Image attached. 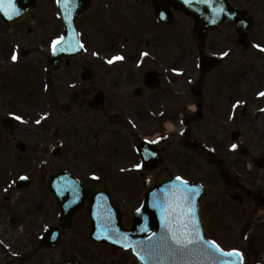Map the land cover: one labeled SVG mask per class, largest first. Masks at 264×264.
Here are the masks:
<instances>
[{"label":"flooded vegetation","instance_id":"1","mask_svg":"<svg viewBox=\"0 0 264 264\" xmlns=\"http://www.w3.org/2000/svg\"><path fill=\"white\" fill-rule=\"evenodd\" d=\"M94 1L89 8L92 7ZM238 1L247 2L249 0ZM100 2L94 7L95 13H100L102 10L112 12L117 7L118 2H121L122 6L131 15L138 17L134 21L137 22L140 19L144 27L148 29L143 34V30H128V24H126L125 28L116 37L112 38V42H106L96 48L98 53L102 52L107 56L99 58V60L106 61L109 67H106L102 61L98 60L99 63H96L95 60L86 59L83 66L88 65L94 70L92 79L89 82L82 80L76 68L73 70L66 66L63 69L65 64L71 65V63H74V59H78L76 57L71 61L64 62L58 68L51 69L54 75L30 73L25 76L20 74L19 76L22 75L23 78H26L24 80H16V67L10 66L6 59H4L5 64L3 66L0 64V113L19 111L20 109H16V106L24 108L22 101L24 102L26 97L32 96L34 92H39L42 95L41 99L44 103L41 108L44 116L40 130L28 127L17 132L16 128L19 125H16V127L14 124L11 132L13 146L18 145L19 148H23L26 153H29L28 157L30 159H21V161L27 163V161H36L37 157L40 158L39 170L30 165L31 169H25L21 172L31 179V185L29 186L32 187L31 189L35 187L44 194V198L42 196L38 197L39 207L36 209L33 221L29 218H23L28 213L22 207L19 209L18 214L25 222L23 231L26 232L27 240L33 237V233L38 236L40 231V222L36 217L37 215H40V219L43 216L47 222L54 220L52 209L48 206L50 197L47 191V178L50 173L63 169L53 167L57 162L59 167H66L65 160L62 159L63 154L58 147L60 142H63L65 146H74L72 154L65 151L66 157L72 156L70 166L74 168L68 169L71 174L79 178H81L80 175L89 177L91 172L92 174L100 173L105 177L110 176L108 171L97 170L94 166L92 170H85L83 168L86 164L84 162L80 163L84 161V157H88L87 154H80L79 151V112L81 109L86 112V114H83V118L88 123V133L84 136V141L88 138L87 142L91 147L93 145L92 141H94V147L106 153L108 141L111 138L112 125L114 128L120 127V124L122 127H131L134 124L135 129H141L142 135L153 134L157 129L156 125L164 127L167 121L175 123L177 120L174 109L176 103L180 104L185 99V95H178L179 100L177 102V94L182 93L181 91L176 92L175 89L177 83L181 84L182 79L186 80V76L180 78L176 75L177 65L181 64L182 61L176 58L167 37L157 34L159 38L157 42L150 40L154 36L152 32L155 23L151 11V0H144L142 5L137 4L135 0H101ZM167 9L170 10V6ZM29 28L24 25L17 31L12 32V36L6 37L7 47L10 49L11 55L14 48L22 51L21 61L26 56L28 57V52L24 50L31 44L32 31ZM42 29L44 30V27ZM128 34L133 41H128ZM40 39L39 44L42 45L43 59L48 64L50 57L47 52V37L41 36ZM119 39H122L123 42ZM2 42L0 41V43ZM219 44H227L229 47H233V57H237L239 48L237 43L224 41V43L219 42ZM257 45L260 47H257ZM261 51L264 53V43L258 42L251 46V62L254 66L259 61L257 55ZM145 53L148 55H145ZM118 56L123 57V59L115 60V57ZM184 60L186 61V59ZM109 61L112 62L109 63ZM136 63L147 64L146 70L142 73L136 70L134 72L132 65ZM262 64L263 72L260 73L257 69L255 72L264 79V63ZM232 69L233 67L230 68V70ZM148 71L151 72V76L158 83L156 90H151L150 85L145 81V72ZM135 82H137L138 89L142 91L139 97L134 96L135 86L133 85ZM262 85H264V80L260 86ZM16 87L19 89H16ZM260 91L251 89V112L249 113L251 118L246 120L245 124H240L242 128L251 125L248 128L251 133V153H244L240 149V146L247 141L248 137L239 132V135L234 134L232 138H228L224 133L220 142L217 143L219 153L215 157L216 170L220 177L217 194L219 209L217 210H220L223 216L225 210L228 211V214L232 213L234 215V224L229 228V230H234L233 236L236 230L237 236L244 237L246 235L245 241L249 250L248 253H243L244 264H264V96L256 98ZM16 95L21 99H16ZM230 100L231 98H228L226 102L230 103ZM136 101L139 103L137 110L133 108ZM210 104L209 101L206 106L208 107ZM202 106L201 104L200 108ZM181 108L186 110V105L178 106V110H182ZM222 108H224L223 105ZM149 110L151 115L148 117ZM217 110H220L219 107H217ZM179 113L180 111L177 114ZM246 114L244 112L243 118ZM186 115H188L187 112ZM214 115L217 118L222 117L220 112ZM185 123L189 125L190 121L187 120ZM145 125H151V127L143 130ZM190 129L191 127H189V131ZM220 131L226 132V130L220 128L218 134ZM17 134L19 137L16 136ZM20 140H25L27 144ZM20 143H23L24 147ZM181 143V141H178V144L181 145ZM175 144H177V141L173 140L168 145H162L160 149H162V152H167V147ZM233 145L236 147L233 148ZM194 148L195 152L198 149L200 150V157L204 154L197 143ZM176 150L179 156H183L182 152L180 155L178 148ZM173 151L169 157L171 165L178 162L179 158ZM209 155L213 156L212 154ZM183 157L187 158V163H192L185 154ZM1 183L0 189L4 187V182L1 181ZM13 210H16V208ZM44 218L42 221H44ZM2 221H6V218L0 220V222ZM38 238L39 236L36 239ZM32 246V241H28L25 243V250H19L20 253H24V257L9 256L6 259L0 257V264H63V253H40L41 251L36 250L39 242H35L33 248L30 249ZM0 256H2L1 253ZM4 256L6 257V255Z\"/></svg>","mask_w":264,"mask_h":264},{"label":"rangeland","instance_id":"2","mask_svg":"<svg viewBox=\"0 0 264 264\" xmlns=\"http://www.w3.org/2000/svg\"><path fill=\"white\" fill-rule=\"evenodd\" d=\"M251 3V8H250V13L252 15L253 18H255L256 21V29L254 30V39L256 41H264V28H261L262 26H264V0H257V2H252L249 1ZM38 8L39 10V14L37 16L36 19V23L35 25H37V29H39V26H45L48 27V31H51V34H55V32L58 29V25H55L54 22H52V11H54V7L52 5V2L49 0H38L37 2ZM178 18V21L180 22V25L173 27V28H167L165 27L164 29H157L154 28L153 29V33L157 34L160 32H164L166 34L165 37H167V40L170 42V46H171V50L175 52L176 56H180L181 54L186 55L189 50H190V37H189V33L191 31V29L193 28V24L192 22L188 19V18H184L182 15L176 13L175 14ZM34 27V30H32V35L31 37V41L34 42L35 41V37L42 35L45 36L44 33H38ZM3 33V32H1ZM4 34V33H3ZM215 33H213L210 37L211 42H214V38L216 39V35H214ZM3 38V35L2 37ZM49 39H46V42ZM6 41V40H5ZM173 42H176L177 44H173ZM4 47H6V45H3ZM30 47V46H29ZM216 51V49L214 50ZM243 53V55L241 56V58L239 59L240 62L244 63V60H248L251 59V50H249V52H241ZM31 56L30 58L26 59L27 56L25 57V59H23L20 68H21V74L27 76L26 71L28 72V74L33 73L36 74V72H38V70L40 69V66L42 64V60H40V55L36 54L35 51L33 49H31ZM257 59H259V61L257 62L256 66H257V70L261 73L263 72L262 68H263V64L264 63V57H261L260 55H257ZM239 64V66L243 69V71H240L239 73L241 74L239 76L238 79V83L237 85L242 88H244L246 91H251V87H249L251 85V64ZM76 66V65H75ZM21 75V77H22ZM209 77H206L205 80H203L204 86L206 87V90L209 94L213 95V96H219V93L217 92V88H219V78L217 77V72L216 73H210ZM194 76V75H192ZM256 79H258V73L255 72V75L253 76V80L255 81ZM213 80H215L214 82H212ZM212 83H216L217 85H214L213 88L212 87ZM250 84V85H249ZM222 97H229L231 98V100L235 99L236 96H234L235 94L238 93L237 88L233 85V84H226L223 89L220 91ZM34 97V96H32ZM193 98V97H192ZM195 102V99L194 101ZM138 101H136L133 104V108L137 110L138 108ZM125 106V105H124ZM132 110V108H131ZM28 111V110H26ZM31 110L29 109L27 115L29 114ZM81 112V111H80ZM207 112V111H206ZM32 113V112H31ZM82 113V112H81ZM127 113H129V111H127ZM83 114V113H82ZM249 117V116H248ZM193 120L195 121V124L199 126V124H201L200 129L199 130H203L205 128L203 127H208L207 129H205L203 131V133H199L197 132L196 128L194 129V134H193V138L196 139L195 137L200 136L199 140L204 143V144H216L217 142H219V137H215L213 135H210L207 131L211 130L213 126L211 125H207L205 122H207V120L205 119L204 121H199V119L197 118H193ZM246 119L244 118L242 123L245 124ZM168 122H166V127H167ZM182 126H179L177 124H175V128L176 130H179ZM198 129V128H197ZM233 130V127H230V130ZM234 129L237 130V127H234ZM160 130H162V128H160ZM212 131V130H211ZM191 133V131H190ZM227 133V132H226ZM203 134V135H202ZM121 137V133L120 130L117 128V132L115 133V135L113 137H111L112 140V145H111V149L115 148V147H120V155H115L114 152H111L109 155V158L106 157L103 153V151L101 150L100 152H92V153H88V160H92L94 168L97 170H107L109 168V172L112 176H114L115 174L118 175L119 179L123 180L125 182V184L122 186H119V190H122L123 192H129L134 194L135 196L138 195V193L140 192V188H141V180L137 177L135 171H134V166H135V160L133 158V156L131 155V151H130V146L129 144L126 145L122 139V146L120 143H118L119 139ZM134 137V141H130V142H136L135 138L136 135H133ZM230 137V136H229ZM127 141H129V136L128 134H126V139ZM224 143V142H223ZM249 143V142H248ZM180 152V155L183 152H189V151H185L183 149V146L180 144H175L174 146L171 147H167V152H165V156L167 155L168 158L170 157L171 152L173 151L174 153L177 154V149ZM248 150L251 153V146L249 145ZM182 152V153H181ZM0 155L1 157L4 158L5 163L2 166V172L4 174H7L8 171L11 169V167L15 168V166H19L21 165L19 162H16L12 159V154L10 152V146L8 143L7 139L4 138H0ZM178 155V154H177ZM179 156V155H178ZM180 159L178 160V164L177 165V169L176 171H174L173 173H181L184 174L183 172L187 173L186 170V160L184 161V157L183 156H179ZM187 157L190 159L193 156L192 155H187ZM199 157L196 158V160H198ZM187 159V158H185ZM202 161L203 165V169L205 172H207L206 174V178L209 177L211 180L210 182L208 181V189L209 192L207 190V196L206 198L202 201V206L205 209V212L207 213V216L209 217L208 220V224H209V232H211L214 235H217V238H221L223 241L222 244L224 246H241L242 248H244L246 250V253H248L247 251V243L241 242V241H234L235 238H233V229L229 230V228L234 224V215L232 213L228 214V211L224 212V215L221 214L220 210L218 211L217 209H219L218 206V198L217 195L215 194V189H216V184L217 182V178L214 175L212 176V172L214 171V166H212V168L209 166L208 163H206V161L201 158L200 159ZM196 166V165H195ZM87 169H90V167L86 166ZM199 169V168H198ZM120 170H122V172H119ZM197 170H194L192 168V172H196ZM119 172V173H118ZM85 173V172H83ZM191 174V172H190ZM195 174V173H194ZM167 175V172L165 170L159 171L157 174H155V179L156 178H160V177H164ZM209 178L207 180H209ZM117 183V180H115ZM120 184V182H119ZM121 192V191H120ZM120 194V196L125 197V200H127L129 203H127V205L125 206L124 201L122 202L124 205V208L126 211L131 212V210H129V206L130 203L131 204H135L134 201L132 200V194ZM140 203V201L137 202V205ZM228 214V215H227ZM205 218V217H204ZM85 226V225H84ZM75 233V231H73L70 235H68L66 237V239L69 242H73V248L74 251H85V250H89L90 252H93V246L90 245H86V241L83 238V234L81 235V237H73V234ZM213 235V236H214ZM219 236V237H218ZM232 237V238H231ZM75 240V241H74ZM219 240V239H218ZM233 240V241H232ZM94 253V252H93ZM86 255V257H88V255L86 253H84ZM100 254L101 253H97L96 255V259H98V263L102 262L100 260ZM93 262V261H92ZM91 262V264H93ZM135 260H131V258H129V254L127 253H122L119 251H116L115 253H106V256L104 257V261L101 264H135Z\"/></svg>","mask_w":264,"mask_h":264},{"label":"water","instance_id":"3","mask_svg":"<svg viewBox=\"0 0 264 264\" xmlns=\"http://www.w3.org/2000/svg\"><path fill=\"white\" fill-rule=\"evenodd\" d=\"M170 1H173L176 5L184 8L189 14L193 15L197 20L200 21L197 37H200L202 30L204 31L206 28L203 26V22L208 23V26L212 25V23L210 24V22H212L211 19H214L213 16L215 13H217L215 6H212V8L208 7V9H206L207 5L202 3L200 0ZM182 195L191 198V202L188 206L194 213V222L198 228L196 217L197 195L195 190L188 188L183 184L171 183L165 185L160 184L150 189L145 208L135 216V227L133 230L123 231L119 222V212L116 211V217L111 215L105 219H96V231L94 233V237L100 241L106 238L105 240L109 243L123 247H132L134 252L140 257L142 264H174L177 260L167 254V251L162 246V243L160 247H155L156 242L160 237L155 235L151 238L145 239L140 238V236H142L141 234L143 232L151 229L152 227H156L158 229L157 234H159L161 232L160 227L164 228L161 206L164 207L165 211H169L170 205L173 206V210L178 209L182 204V201L180 200ZM150 242L153 245L151 249ZM215 252V249H213L211 245L203 241V249L197 250L196 252L190 253L189 255L190 257L196 256V260L200 264L203 262L202 259H209V256L212 258L210 254L205 255V253ZM219 256L217 259L220 258ZM141 257L144 258L142 259ZM178 263L181 264L183 261H178ZM218 264H220V262H218Z\"/></svg>","mask_w":264,"mask_h":264},{"label":"snow or ice","instance_id":"4","mask_svg":"<svg viewBox=\"0 0 264 264\" xmlns=\"http://www.w3.org/2000/svg\"><path fill=\"white\" fill-rule=\"evenodd\" d=\"M0 11H4V14L8 16L9 19L12 18V15H19V9L16 7L15 0H0ZM63 39V38H61ZM59 41L54 42L53 48L55 50L56 44ZM257 47H260L257 45ZM145 55H148L145 53ZM227 55V53H225ZM13 60H16L17 57L13 55ZM123 57H115V60H122ZM112 61H109L111 63ZM264 96V93H261ZM16 119H21L17 116ZM236 146L233 145V148ZM137 167H140L139 165ZM177 179H181L178 177ZM185 186H187V181H183ZM180 200L182 201L181 206L173 210V206H169V211H165L164 207L161 206L162 220L164 224V229L169 233L167 236H161L156 242L155 247H160L161 243L164 249L169 255H187L194 253L197 250L203 249V238L200 236L199 230L195 225V216L192 212V209L188 206L191 202V198L187 196H181ZM171 213V214H169ZM178 213V214H177ZM212 244L215 246V249L223 252V249L220 248L219 244L215 241H212ZM150 242V249L152 248ZM151 254V251H150ZM235 253H229L228 255H233ZM142 259L144 257H141Z\"/></svg>","mask_w":264,"mask_h":264}]
</instances>
